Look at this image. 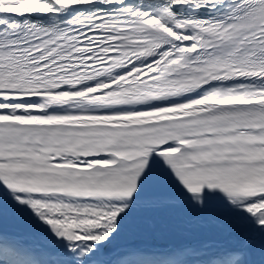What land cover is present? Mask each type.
Returning a JSON list of instances; mask_svg holds the SVG:
<instances>
[{"label":"snow or ice","instance_id":"6c2138e0","mask_svg":"<svg viewBox=\"0 0 264 264\" xmlns=\"http://www.w3.org/2000/svg\"><path fill=\"white\" fill-rule=\"evenodd\" d=\"M0 264H264V0H0Z\"/></svg>","mask_w":264,"mask_h":264}]
</instances>
